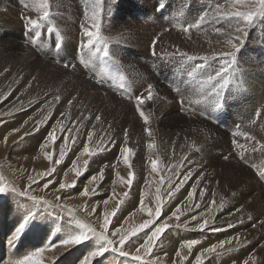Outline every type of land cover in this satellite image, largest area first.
<instances>
[{
    "label": "bare ground",
    "instance_id": "bare-ground-1",
    "mask_svg": "<svg viewBox=\"0 0 264 264\" xmlns=\"http://www.w3.org/2000/svg\"><path fill=\"white\" fill-rule=\"evenodd\" d=\"M122 1L123 5H125L126 7V11L122 20L114 22L110 21V19L107 20L105 22L103 31H105L106 34H118L117 31L122 26H124V21L130 22V27L132 28V30L138 31L140 34H137V38L131 37L128 41V44L130 43L129 51L132 57H134V60H136V62H132L131 59H128L129 62L135 65L137 64V62H140L143 58L148 59L150 62H152V68L154 70H164L163 76L161 77V81H164L169 85H172V83L177 82L179 74L177 76L176 73L180 72V69L179 67H177L175 69V75L173 74V71L171 70L172 66L166 58L168 53L174 52L176 49H179L180 51H185L189 54L211 55L213 52L229 50L226 44V40L228 38L227 34L231 33L232 27L235 25V21H233L231 25L228 21H216L211 24L205 25L204 28L199 31L193 29L190 34L184 33L182 30H172L171 27L167 28V31L165 30L160 33V30L162 31V29H164V27H166L167 24L171 23L172 21L176 23L175 21L183 19L187 20L188 23L193 22L194 19L201 12V10L209 3H212L213 0ZM4 2L8 1L4 0ZM12 2L13 4L10 1L11 5L8 3L5 4L4 7H2L8 10V12L9 10L11 12V9H14V11H12L14 12L12 15L10 14V12L9 15H7V12H0V37L2 36L1 32H5L6 41L11 40L12 42L11 45H9L6 49L0 48V112L3 113L7 109L10 110L12 108H16L15 111H11L10 114L16 113L17 116H14V118L12 119L13 122L8 123L9 125L0 128V141H3V137L8 135V133L15 128H20L21 131L19 133H13L12 135L8 136V141L6 145L0 142V168L6 173L5 176L9 181V183L7 184H13L14 186H16L14 184V180H12V176L9 174V170L7 168L8 163H13L17 169L24 168V172L28 173L27 175H32L34 170L42 172L46 171L49 168L50 163L46 159L44 151L52 152L54 155V159L57 158L59 151L58 146L63 143V138H60L56 141L55 147L50 145L48 149H45L43 151L41 150V145L45 142L48 131H50L52 127H56L55 121L57 118H60L61 113L67 114L64 118V124L66 127L83 126L88 130H91L93 126L96 128L97 125L98 127H100L102 123H104L109 118H112L110 129H112L113 126H116L119 127L118 130H122L117 131L116 133V136L119 138L120 141L123 139V128L127 127L128 132L132 133V135H134L135 137L134 142L143 143H140V146L144 152L146 149L143 148V145L144 142H146L147 140L148 143L150 142V140L154 139L156 145L155 149L149 150V157L143 156L144 154H140L139 151H137V149L135 148L136 154L130 159L132 165H135L137 166L136 168L140 169H137V171L136 169H134L135 183L131 187L130 194L125 200L122 206V210L118 213L119 219H117V222L121 224L122 222H124L125 218L130 217V213L132 212H135V215L131 216L129 221L124 224L125 227L128 224H133L136 220L143 219L142 216L144 217V214L138 210L137 205L139 204V200L142 196L145 200V203L146 200H148V197L147 194H142L139 197V190L142 188V184H145L142 190L146 189L145 191H147V193L150 195L152 190H155L159 183V181L156 182V176L151 171V159H157V168L161 169L162 167L164 171L166 169V166L182 164L183 167L178 168L177 171L182 172L186 171L187 169H192L193 176L191 179L188 180L187 183L184 184L180 192L177 193V196L173 200V202L165 206L164 212L166 214L170 215L171 211L174 210L175 206L177 205L187 204L189 205V207H191L192 202H188L186 200V197L188 192L192 191V186L195 185L197 182V173H199L200 176L204 177V179L199 181V185L196 190V195L194 196V202L199 204L200 207L191 208V210L185 213V215L182 216L181 219H185L186 222L188 219H190L187 224L192 227L196 224L197 220L202 218V216H200L201 213L209 215L207 209L213 199H215L216 201L215 207L217 208L220 204L221 197L224 198L226 204L222 209H217L215 211L216 214L211 219L212 223H210L209 230L201 236L195 234V236H190L188 232L183 231L185 230L183 229L185 227L175 229L176 231L171 230L166 232L167 234L164 235L161 242L158 243L160 245H164L165 247L163 253V255L167 253V255H165V259L168 260L171 264H173L172 262L174 261V258L176 256L175 252L179 249V245L182 242L189 239L202 240L204 238L205 242L208 241V244L206 243V246L204 245L203 247H201L199 245L197 248H195V252L192 250L191 253L194 252V256L192 257L187 254L190 262L195 263V257L199 254V251L201 249L207 248L210 245L217 243L218 241L226 240L230 237L235 236L236 234L240 235L241 243L237 247L234 242V244L230 247L240 248V252L238 253V256L230 257V260H228V262L225 264H242L244 259H246L249 255L253 254L252 251L256 247H254V244L257 243L259 246L262 241L264 242V223H262L264 222V197L258 196L256 199L250 197L252 201H250V199H247V197L249 196L248 194L253 195L256 190H254L253 186L248 185L249 178L246 177L245 171H257L258 168H254L252 165H254V163L259 158L260 154L263 152H252L249 147V150L244 152V159H241V149L233 148L231 143L232 139L227 138L225 136L222 137L220 132L215 130L212 126H206L207 124L205 125L204 122L199 120L195 122V120H193V118L191 117L190 119H186L183 121H176V123L183 122L181 124H185L186 129L171 130L167 129V126H162L163 124L166 125L165 123L168 124V121L172 118L166 116L165 114H173L172 116H174L175 120L180 117H178L179 113L176 111V109L174 110V103L181 97L177 94L171 93L170 91L161 92L160 89L157 90V88L154 89L153 99L151 100L152 106L147 109H149L151 115L152 112L156 110H164V112L159 113L160 115L165 116L164 118L162 116L164 123L161 125L157 123L156 129L152 131V138L148 137V135L144 131V128L143 130L133 129L134 123L131 121V117L137 111L135 110L134 101H130L126 97L125 90L127 92H131L134 95L140 93H144L146 95L145 89L148 85H144V87H142L143 89L141 88L142 91H140V89L137 88L136 85L137 80H141L139 76L133 77L129 74L125 75L123 74L124 70H122L119 65H105L103 61L96 59L94 61L95 71L98 72L103 70L108 74L107 83L110 84L116 96L112 93L104 91L102 89L103 84L96 83V76L93 74V70L84 67L78 62V47L74 50V45L68 42V38H73L76 40V42L79 43L82 39L80 37L82 36V33L80 30L81 24L79 23V20H81L82 23L85 22L83 16L85 0H53L55 23L63 33L64 48L62 51L57 53L54 48H49L41 51L34 46L33 54L34 56L39 58V60L31 56L30 52H27L21 48V42H29V33L28 31H26L24 17L32 16L33 18H35L36 13L31 9H25L21 5L20 0H13ZM220 2L223 3L224 0H220ZM31 3L32 2H29L30 5ZM158 3L166 5L162 12H158L156 10ZM133 7L136 11L132 10ZM58 16H61V19L68 23V25H73V27L63 28L62 25L59 24ZM22 19H24V30L22 31L23 35L21 37V40H19L20 32L23 28L20 23ZM160 22L161 24L156 27V25ZM177 23L180 24L178 26L187 24L184 22ZM257 26L254 28L257 29ZM217 27L222 28L225 35L217 34L214 30ZM14 35L19 41H21V46L18 45L19 43L17 44L18 41L16 42L15 39V41L13 39H10L11 36L13 37ZM189 35H193V37L190 36L189 38H186ZM257 35L258 34H256L254 31L250 35H248L249 37H247L246 43L244 45V51L238 54L239 65L240 68L243 70V76L247 83L249 82V80H264V74L260 72V67V70H258L255 67L253 68V66L248 69H244L241 66V63H243L244 58L246 59V63L252 65L254 57L248 55L246 51H250L255 43L256 45H258ZM196 36H198L199 38H195ZM157 37H159L155 45L157 55L155 56V59H153L151 57L152 42ZM47 38L49 40L52 39L51 36ZM122 38H129V32L125 33ZM189 39H191L189 44L184 45L183 43L187 42ZM113 48L114 44L112 43L111 49ZM125 50L126 49H119L117 50V52L123 55ZM253 52L254 51H252V53ZM42 57H45L46 59L51 57L52 59L44 61L41 60ZM213 62L214 68H216L218 66L217 62ZM65 63L76 64L77 73L75 71H71L73 70L71 68H65ZM121 76L124 77L123 81H121ZM199 79L200 77H197V80L192 81L190 83H186L191 84V88L188 93H184V103L188 105V111L190 112L194 111L195 106H198L199 108H201V110H207L210 115H207L206 118L208 120H213L212 111H209L210 109H207L206 105L201 102V87L199 90L197 89V85H199ZM183 80H187L186 74H184ZM91 81H93L92 84ZM121 82L125 84V90H122L119 87ZM255 83L256 82H252L250 88L247 89V98L244 97V91H242L239 95L233 98L235 99L237 105V107L235 106L236 110L247 109V106H249L251 109L256 107L258 99H256L255 97H257V95L261 93H259V90L256 89ZM148 84L154 85L153 81L151 80H148ZM57 96L60 97L59 102L55 100V97ZM173 97H176V99H173ZM69 101H71L70 106L68 103ZM147 102H149V100ZM178 105L179 109L185 110L183 106H181L180 102L178 103ZM9 106H11V108H9ZM96 113H99L98 115L101 117L99 121L95 120V116L97 115L94 114ZM45 116H48L49 119L41 125L40 130L38 132H35L34 134L31 133L30 130L32 129L34 122L42 120ZM3 117L5 118V116ZM159 118L157 119L159 120ZM25 120H28L27 124H23ZM129 124L131 128L129 127ZM106 127L107 125H105L104 128ZM25 132H29L30 134L22 143H19L17 145V143L15 142L19 141V138L23 136ZM65 135H67V133ZM71 135L76 136L74 132H72ZM259 140L260 142L264 143V134L261 136V139L259 138ZM85 142L86 136L83 137L82 135L79 136L78 141L75 145L69 142L68 146L71 147V152H69L62 164L56 166L58 170L57 172L61 173L62 177L65 176V172H68V175L66 177H64L62 180L59 179L61 180L60 182L66 183V180L71 179L72 174H74L73 172L69 171L72 165V161L79 154ZM117 142L119 144L118 139ZM227 142L228 145L231 147L227 145ZM240 143L245 144L246 142L241 139ZM116 149L117 148H110L109 151L103 152L101 153V155L99 154L98 156L93 158V162L90 164L88 170L84 172L83 175H81L80 178L77 180L78 187L80 190H82L84 185L88 184L89 177L97 173L101 166L105 164L111 165L113 163H116V167L122 168V164L124 165L123 160L119 158V161L117 162V158H114L117 152ZM231 150L235 152L233 156L237 158L236 163H239L242 166V169L240 170L234 167L231 168L230 166H228V162H225V164H223L225 160H223L222 162V168L217 169L216 166L218 165L217 162L220 160V155L224 157ZM155 152L156 154L157 152L160 153L154 155L153 153ZM185 157H187L188 159L185 160ZM82 158L84 157H81L79 161V164L81 166L83 163ZM148 158H150V160L145 165V162ZM10 159H13V161H10ZM250 162L252 163L250 164ZM108 169L113 170L112 168H105V171H107ZM244 169L246 170L244 171ZM110 173L108 171V173L105 174V179L99 191L92 195L91 199L80 197V199L74 198L73 201L77 203L82 202L89 206L100 205L97 210L99 212L102 211V213L103 211H106L110 207L111 199H109V203L107 206H104L101 202L105 199V192L111 188H107V183H117L116 180H114V176L111 180L109 179ZM170 174L171 173L163 176L166 177ZM127 176L125 177V180L127 179ZM180 178L182 179V177ZM112 185L113 184H111L110 186ZM124 185L125 184L121 182L120 179H118V183L116 185L114 184V188L117 187L119 191H121L123 188L126 187V185L125 187ZM88 186L90 188L94 187V185L91 184H88ZM239 187L242 190H240ZM47 191L49 192L45 193L46 196L49 197V199L55 197V195L53 194V190L47 189ZM201 191L204 192L202 198L199 195ZM2 198L4 199L3 202L6 203V206L2 209L0 208V243L3 246L0 249V264H5L4 258H8V260L10 259L11 262L17 259H22L23 256L26 255V253L22 252V250L17 246H15L14 248L10 246L5 247V244L11 238V233L14 230V226L16 225L17 219L19 218L21 211H27L30 207H32V204L31 201L26 200L25 198L13 196L11 194H7V196H4ZM62 200L65 201L64 203L69 201L67 200V194L62 197ZM20 202L23 203V208H19L20 210L16 208L19 210V212H15L14 209L12 210V207L14 208V204H21ZM241 208H243V210ZM237 209H240L241 211L239 212V214L234 212ZM253 211H255L257 218H262V220L261 223L254 230L252 228L253 232L250 234L247 232L250 229H246V227L249 226L250 223L246 217V219L242 222V224H244L245 226L239 228L237 226V223L241 222V219H239V217L242 216L243 213L246 214L248 212ZM192 215H196L198 219L196 221L191 220ZM83 217L86 221L92 222V220L88 218V216L85 215ZM172 221L173 218L169 220L168 223H172ZM226 222H230L233 226L228 227V223ZM213 227L221 228L222 230L218 233H214V231L211 230V228ZM51 229L54 228H50L48 230L51 233V235L48 237L49 240L53 237L55 238L54 234H52ZM243 229L244 231H246V233L249 234V236H247V240L244 239L245 233H240V231H242ZM34 230L32 232H35ZM37 232L38 231L36 230V238V235L32 236L33 234L30 231L19 242L25 245L27 249L35 245L36 243L43 242L46 236L44 235V233L38 234ZM58 234L59 233H57V235ZM4 236H6L7 238ZM25 242H29V244H26ZM30 251L32 250L28 249V253ZM87 251L88 249L84 245H81L77 248H73L70 252L63 247L53 249L51 251H46L43 254L44 264H80L82 256L85 255ZM55 253L56 256L54 255ZM186 253L187 250H184V254ZM161 254L162 253H160V255ZM257 254L258 250L256 251V254L254 253V255L256 256V262L258 259L260 260L258 261V264H264V256L259 253V259L257 258ZM106 255L107 259L100 258V264H121V261L123 260V258H120L117 255H113L111 253ZM176 260L177 264H185L182 263L184 261H179L178 258H176ZM215 260L219 259L212 258V261L210 260V262L207 264H216L218 261ZM219 262H221V260H219Z\"/></svg>",
    "mask_w": 264,
    "mask_h": 264
},
{
    "label": "snow or ice",
    "instance_id": "snow-or-ice-1",
    "mask_svg": "<svg viewBox=\"0 0 264 264\" xmlns=\"http://www.w3.org/2000/svg\"><path fill=\"white\" fill-rule=\"evenodd\" d=\"M118 2V0H117ZM21 5L25 9H31L36 13L35 18L32 16H26L25 27L29 33V42L43 51L45 49L54 48L57 53L64 48V37L60 28L55 23V14L53 8V0H33L31 5L28 0H20ZM166 7L165 4L158 3L156 10L162 12ZM245 8L246 10H240ZM111 8H105V0H85L84 2V21L80 25L82 33V39L79 44V52L77 53L78 62L84 67L93 70V74L96 76L97 84H104L107 82L108 74L101 70L95 71V60L99 59L107 64L119 65L120 61L111 50V44L113 42H119V37H110L105 35L103 28L105 22L113 15ZM216 21H228L231 25L235 21V25L232 27L231 33H228L226 44L230 50L213 52L211 55H196L189 54L185 51L176 49L174 52L168 53L167 60L171 64L173 74L175 75V69L177 67L182 68V75L186 74L187 80H181V83H190L197 80L200 77L198 83L201 87L202 92V103L206 105L207 109H211L212 112L225 113L229 106V99L239 95L242 91L246 90V84L243 79V70L240 68L238 61V54L244 47L250 29L256 27L258 24H264V0H224L223 3L220 0H213L212 3L206 5L193 22L181 25V30L184 33H191L193 29L199 31L204 28L205 25L211 24ZM219 35H225L222 28L217 27L214 29ZM167 31V29H166ZM51 36L49 40L47 37ZM159 37L153 40L151 52L153 56H156L155 45ZM217 62V67H212V62ZM76 64L65 63L64 67L75 68ZM124 77L121 76V81ZM119 87L125 90V84L120 83ZM173 91L181 97L180 104L183 106L184 98L182 88L178 83L172 85ZM144 93L132 94L131 92L126 93V97L130 101H134L135 110L139 113L143 119L145 128L144 131L149 138L153 137V133L148 126L149 117L145 115L142 110V106L146 100H152L154 95V86L148 84ZM55 100L59 102L60 97H55ZM51 103V102H49ZM69 106L71 101L68 102ZM202 114L210 115L207 110H202ZM66 113H61L60 118H57L55 123L56 127H52L47 133L45 142L41 145V150L48 149L50 145L56 146V141L63 138V143L58 146V156L54 159L52 152L44 151L46 159L50 163V167L44 171L39 172L36 176L29 174L27 180L29 183L27 186L20 190L16 186H10L4 180V177L0 175V195L11 194L13 196H19L31 201L32 207L27 211H21L19 218L17 219L14 230L11 233V238L8 243L10 247H15L23 237H25L30 231L34 229L39 233H44L46 238L41 243V246L36 247L28 254L24 255L22 259L11 261L10 264H44L43 254L46 251H51L60 247L65 248L67 251H71L73 248H77L81 245L87 247L88 251L82 256L80 264H100V258L107 259L106 254L117 255L123 258L121 264H157L159 257H156L153 261H148L145 257L152 256L153 250L158 242H160L162 235L170 228L168 221L175 218L180 221L181 216L191 210V208H199L200 205L194 202V196L199 185V181L204 179L197 173V182L192 186V191L188 192L186 200L191 203L189 205H177L171 214L168 215L164 212V208L167 204H170L173 199L176 198L177 193L180 192L181 188L189 179L193 176L192 169L178 172V168H182V164H175L166 166V169L171 173L168 176L161 177L159 181L161 188H157L155 204L149 206L145 203L143 196L139 200L138 208L141 212H147L148 218L137 227L125 228L124 224L127 223L131 216L135 215V212L130 213V217L125 218L119 226L113 224V217H117V213L121 210L125 199L129 196V192H125L123 197L125 199L117 198V203L111 212L105 211L102 217L97 213V208L100 205L89 206L85 205L86 215L95 216L97 223L90 221H83L75 215V211L69 208L62 201L60 195L56 196V202L53 204L51 201L45 199L43 196L30 195L33 189V185L41 187V180H44L41 190L49 189L50 186H54L56 182L51 179L54 173H56V166L62 164L67 154L71 149L68 147L69 142L75 145L79 138V131L75 126L66 127L64 124V118ZM261 117V112H256V118ZM70 118V117H69ZM31 119V118H29ZM49 117L45 116L42 120L35 121L31 133L38 132L42 124L48 120ZM100 116H95V120L99 121ZM219 117L217 116V120ZM257 122L253 119L249 122V126L254 125ZM28 120H25L23 124H27ZM111 127V125L109 126ZM20 128H15L8 135L3 137V142L6 144L8 136L13 133H19ZM60 133V136L57 133ZM76 132V136H72L71 133ZM67 133V135H65ZM29 132H25L20 140L15 142L17 145L22 143ZM95 137V138H94ZM232 146L233 148L241 149L240 158L244 159V152L250 150L252 152L260 151L264 152V143L256 139L248 132L240 130V125L237 124L235 130L232 131ZM236 137H242L246 142L241 144ZM129 134L127 129L123 132V139L117 142V139L105 133L103 136H97L95 133V127L86 132V142L76 158L72 161V165L69 171L74 173L76 179H73L71 183L59 182L58 187L55 188L57 192H63L67 194L68 189L74 188L77 179L86 172L93 162V158L99 154L109 151L110 148H118V161L122 158L123 163L129 168L127 179L120 177L119 172H116L117 177L120 178L129 189L135 180V172L132 170L131 157H134L135 151L133 148L128 146ZM250 142V144H249ZM148 149H155L156 145L153 140L147 143ZM81 157L83 159L82 166L79 164ZM225 160L229 159V156L223 157ZM185 160L188 158L185 157ZM117 161V162H118ZM158 161L157 159H151V171L156 172ZM116 163L111 165L105 164L100 167L99 171L89 177L88 184L95 185L90 188L88 184L84 185L82 190L79 191V196L91 199V196L99 191L104 179H105V168L116 169ZM256 168L255 165H252ZM65 177L68 172L64 173ZM257 175L260 179H264V170L257 169ZM182 177V179L180 178ZM48 178V179H45ZM167 187V192H163V187ZM202 198L204 192L199 193ZM109 197L104 199L101 203L107 206L109 203ZM226 201L221 197L218 209H222ZM216 205L215 199L211 201L207 211L211 212L213 206ZM183 207V211H182ZM240 211V209H237ZM201 213L200 216H203ZM198 217L196 215L191 216V220L196 221ZM51 221V223L49 222ZM61 226L62 234H58L55 239L49 240L48 237L51 233L48 231L50 228H54L55 224ZM209 219H203L202 222H198L196 227L200 231L208 230L210 227ZM228 227L233 225L230 222ZM264 223V222H262ZM177 224L175 227H179ZM187 228V222L183 225ZM255 226V225H254ZM212 231H221V228L213 227ZM138 240L144 242L135 247V251L131 252L126 250L131 248L137 243ZM235 242L238 247L241 243V237L236 234L226 240L218 241L215 244L210 245L207 248L202 249L195 257V264H206L207 260H210L213 255L222 256L235 250L231 246ZM201 241L197 239H189L182 242L179 245V249L175 252L176 257L179 261H185L188 259V255L184 254V250H187L188 254H191L193 248L200 244ZM167 255V253H165ZM173 264H177L173 261ZM242 264H256V256L254 254L249 255L243 260Z\"/></svg>",
    "mask_w": 264,
    "mask_h": 264
},
{
    "label": "rangeland",
    "instance_id": "rangeland-1",
    "mask_svg": "<svg viewBox=\"0 0 264 264\" xmlns=\"http://www.w3.org/2000/svg\"><path fill=\"white\" fill-rule=\"evenodd\" d=\"M8 2H4V0H0V9L2 10H0V12H7V15H9V12H10V10H9V12H8V10H6L5 8H2V7H4V5L5 4H10L11 5V3L13 4V0H10L11 1V3H10V1L9 0H7ZM147 1V0H146ZM152 1V0H151ZM29 2H33V0H29ZM105 8L107 9V8H111L112 9V11H113V15L111 16V18H110V21H112V22H114V21H120V20H122V18H123V16H124V13H125V11H126V7H125V5H123V1L122 0H118V2H117V0H105ZM133 11H136L135 10V8L133 7V9H132ZM240 10H246L245 8H241ZM12 11H14V9H11V12H10V14L12 15L14 12H12ZM77 12V11H76ZM159 12V11H158ZM58 18H59V24H61L62 25V27L63 28H71V27H73V25H68V23H66L63 19H61L62 17L61 16H58ZM23 21H24V19H22L21 20V25H22V30H21V32H20V39L19 40H21V37H22V35H23V30H24V25H23ZM125 22V24H124V26H122L120 29H118V31H117V33L118 34H113V33H109V34H106L105 33V31H104V33H105V35H107V36H110V37H116L117 35V37H119V42L117 43V42H113V44H114V48L113 49H111L113 52H114V54H115V56L119 59V61H120V64H119V66L122 68V70H124V72H123V74H129V75H131V76H133V77H137V76H139V78L141 79V80H137V82H136V85H137V88H139L140 89V91H142L141 90V88L142 87H144V85H148V80H151V81H153V83H154V89L155 88H157V90L158 89H160V91L161 92H163V91H167V92H171V93H173V94H176V92H174L173 91V87H172V85L174 84V83H178L179 84V86L182 88V91H183V98L185 99V95H184V93H188L189 92V90H190V88H191V84H186V83H180L179 81H181V80H183L184 79V75H182V68L181 67H179V69H180V72H177L176 73V75L178 76V74H179V76H178V80H177V82H174V83H172V85H169V84H167V83H165L164 81H161V77L163 76V73H164V70L163 69H158V70H154L153 68H152V62H150L148 59H146V58H143L140 62H137V64H131V62H129V60L128 59H131L132 60V62H136V60H134V57H132V55H131V53H130V51H129V48H130V43L128 44V41L130 40V38L131 37H135V38H137L136 36H137V34H140L138 31H133L132 30V28L130 27V25H131V23L130 22H126V21H124ZM176 23H174V21H172L171 23H168L167 24V26L166 27H164V29H162V31L160 30V33H162L163 31H165L167 28H169V27H171L172 28V30L173 29H177V30H181V28H180V26H178V25H180L179 23H177V22H184V23H188V21L187 20H183V19H181V20H177V21H175ZM79 23L81 24L82 23V21L81 20H79ZM161 24V22L160 23H158L157 25H156V27L157 26H159ZM177 24V25H176ZM172 25V26H171ZM79 27V26H78ZM124 27V28H123ZM255 32L256 34H258L257 35V38H258V45H256V43L253 45V48H251V50L250 51H246L247 52V54L248 55H250L251 57L253 56L254 57V60H253V63H252V65H250V64H248V63H246V59L244 58V61H243V63H241V66H242V68H244V69H248V68H251L252 66H253V68L255 67L256 69H258V70H260L259 69V67L261 68V70H260V72H262L263 74H264V24H259L258 26H257V29L256 28H254V29H250V31H249V35L252 33V32ZM127 33V32H129V38H122V36L123 35H125V33ZM1 34H2V36L0 37V48H2V49H6L9 45H11V40L10 41H6V34H5V32H1ZM190 36H192L193 37V35H189L188 37H186V38H189ZM16 36L14 35L13 37L11 36V38L10 39H15L16 40V42H17V44L18 45H20L21 46V44H22V49L23 50H25V51H27V52H30L31 54V56H33L35 59H37V60H39V58H37L36 56H34V54H33V49H34V46L30 43V42H21V41H19L18 39H17V37L15 38ZM81 38H83L82 36H80ZM249 37V36H248ZM195 38H199L198 36H196ZM69 40H68V42L69 43H72L73 45H74V50L78 47L79 48V42H76V40L75 39H73V38H68ZM12 40V41H13ZM14 40V41H15ZM191 41V39H189L187 42H185V43H183L184 45L186 44V45H188L189 44V42ZM20 42H21V44H20ZM2 44V45H1ZM78 48H77V52H79V50H78ZM119 49H126L125 50V52L123 53V55H121V54H119L118 52H117V50H119ZM244 49H245V46L241 49V52H243L244 51ZM230 50V49H229ZM252 51H254L253 53H252ZM151 57L153 58V59H155V56H153L152 54H151ZM52 58L51 57H49V58H45V57H42L41 58V60H51ZM251 59V58H250ZM212 67L214 68V62H212ZM73 69V70H71V71H75L76 73H77V71H76V68L77 67H75V68H72V67H68V69ZM243 79H244V82H245V84H246V90H244V97H248V94H247V89L248 88H250V85L252 84V82L254 83V82H256L255 83V87H256V89L257 90H259V93H261V94H259V95H257V97H255L256 99H258V102H257V105H256V107L255 108H250L249 106H247V109H239V110H236L235 109V106L237 107V105H236V102H235V99H233V98H230L229 99V106H228V110H226V112L225 113H216V112H212V115H213V120H208L207 118H206V115H204V114H202V110H201V108H199L198 106H195L194 107V111L193 112H190V111H188V105L187 104H183V108L186 110H181V109H179V105H178V103L180 102V99H178V100H176L175 101V103H174V106H175V108H174V110L176 109V111L179 113L178 114V119L177 120H175V118H174V116H172V115H170V114H165L166 116H169V117H172L171 118V120H169L168 122L170 123H165L166 125H164L163 123H164V120H163V118L165 117L164 115H160L159 113L160 112H164V110H161V109H159V110H156V111H154V112H152V115H151V112L149 111V109H147V108H149V107H151L152 106V101L151 100H149V102H147L148 100H146V102H145V104L143 105V108H142V110L143 111H145V115H147L148 117H149V124H148V126L147 127H149L150 128V130L151 131H153V130H155L156 129V126H157V123L159 124V125H161V124H163L162 126H167V129H171V130H176V129H186V126H185V124H181V123H183V122H180V123H176V121H183V120H186V119H190V117L191 118H193V120H195V122L197 121V120H199V121H202V122H204L205 123V125L206 126H208V125H210V126H212L215 130H217V131H219L220 132V134H221V136L222 137H227V138H230V139H233V137H232V131L233 130H235V127H236V125L237 124H239L240 125V130L241 131H244V132H247L248 131V133H250L252 136H255L256 137V139L257 140H259V138L261 139V136L264 134L263 132H264V80H262L261 81V79H260V81H257V80H249V82L247 83L246 81H245V78H244V76H243ZM160 81V82H159ZM251 81V82H250ZM92 82L93 81H91V84H92ZM260 83V84H259ZM263 85V86H262ZM98 86V85H97ZM259 88V89H258ZM102 89L104 90V91H106V92H108V93H112L113 95H115L114 94V91H113V89L111 88V86H110V84L109 83H104L103 84V87H102ZM143 89V88H142ZM197 89L199 90L200 89V85H197ZM0 91H1V89H0ZM262 91H263V93H262ZM121 92V91H120ZM247 94V95H246ZM116 96V95H115ZM262 98H263V100H262ZM173 99H176V97H173ZM260 100V101H259ZM262 101V102H261ZM9 108H11V106H9ZM169 108H171V107H169ZM16 109V108H15ZM15 109L14 108H12V109H7V110H5L3 113L2 112H0V128L1 127H4V126H6V125H9L8 123H11V122H13L12 121V119L14 118V116H17L16 115V113L15 114H10L11 113V111H15ZM145 109H147V110H145ZM260 111L261 112V117L259 118V119H257L256 118V112L257 111ZM148 113H147V112ZM209 111H211V109L209 110ZM136 113V114H135ZM133 115H132V117L134 118H132L131 117V121L134 123V125H133V129H142L143 130V128H145V125H144V122H143V119L140 117V115H139V113L138 112H135ZM8 114V115H7ZM10 114V115H9ZM99 113H96V114H94V115H97V116H99L98 115ZM181 114V115H180ZM3 116H5V118L3 117ZM158 116V117H157ZM162 116H163V118H162ZM189 116V117H188ZM217 116L219 117V119L217 120ZM159 117H161V118H159ZM157 118H159V120L157 119ZM253 119H256L257 120V122L254 124V125H251V126H249V122L251 121V120H253ZM111 121H112V118H109L108 120H106L104 123H102L101 125H100V127H98V125L96 126V128H95V133H96V135L97 136H103V134H105V133H108L109 135H112V136H114L115 138H117L118 139V141H120L119 140V138L116 136V133H117V131H122V130H118L119 129V127H116V126H113L112 127V129H110V124H111ZM136 122V123H135ZM248 123V124H247ZM227 124V125H226ZM105 125H107V127L106 128H104L105 127ZM129 127L131 128V126H130V124H129ZM161 127V126H160ZM248 127V128H247ZM76 128L77 129H79L78 131H79V136L80 135H82L83 137H85L86 136V132L88 131V129H86L85 127H83V126H79V127H77L76 126ZM151 128H153V129H151ZM188 128H190V127H188ZM83 129V130H82ZM105 129V130H104ZM125 129H127V127H125V128H123V131L125 130ZM253 130V131H252ZM82 131V132H81ZM128 131V130H127ZM222 132V133H221ZM16 134V133H15ZM74 134L75 135H77V133L76 132H74ZM128 134H129V140H128V146L129 147H131V148H133L134 149V151H135V154H136V149H137V151H139V153L140 154H144L143 156H150V152H149V150L150 149H148V148H146V145H147V141L146 142H144V145H143V148L144 149H146L145 150V152L141 149V144H143V143H137V142H134L135 141V137H134V135H132V133H129L128 132ZM258 135V136H257ZM58 136H60V133H58ZM95 138V137H94ZM20 139V138H19ZM235 139H237V140H241V139H243L242 137H236ZM260 141V140H259ZM0 142H2V143H4L3 141H0ZM5 144V143H4ZM7 144V143H6ZM5 144V145H6ZM134 145V146H133ZM227 145H228V142H227ZM229 146V145H228ZM69 147V146H68ZM139 147H140V149H139ZM229 147H231V146H229ZM70 149H71V147H69ZM136 148V149H135ZM117 150V152H116V154H115V156H114V158H117V161H118V148L116 149ZM140 150H141V152H140ZM69 152H71V151H69ZM69 152H68V154H69ZM147 152V153H146ZM160 152H157V154H159ZM234 151L233 150H231L230 152H228V154H226L227 156H229V159H227V160H225L221 155H220V160L217 162L218 163V165L216 166V168L217 169H221L222 168V162H223V160H225L224 162H223V164H225V162L228 164V166H230L231 168L232 167H234V168H238V169H242L241 167V165L239 164V163H236L237 162V158L236 157H234L233 155H234ZM67 154V155H68ZM154 155H157L156 154V152L155 153H153ZM101 155V154H100ZM154 155H152V156H154ZM67 157V156H66ZM231 157V158H230ZM86 157H84V158H82V159H85ZM95 158V157H94ZM223 158V159H222ZM8 159H9V156H8ZM120 159H122V158H120ZM260 159V160H259ZM149 160H150V158H148L147 159V161L145 162V165L149 162ZM222 160V161H221ZM10 161H13V159L11 160L10 159ZM64 162V161H63ZM62 162V163H63ZM220 162V163H219ZM257 162V163H256ZM255 163H254V165L256 166V168H258V169H260V170H264V152L263 153H261L260 154V156H259V158L257 159V161H256ZM252 162H250V164H251ZM83 164V163H82ZM51 166V165H50ZM49 166V167H50ZM70 167V166H69ZM137 166H135V165H132V170L134 171V169H136V171H137V169H140V168H136ZM139 167V166H138ZM7 168H8V170H9V174L12 176V180H14V184L17 186V188L19 187V189L20 190H23L26 186H27V184L29 183V181L27 180V174L28 173H26V172H24V168H20V169H17L16 167H15V165L13 164V163H8L7 164ZM1 169V168H0ZM160 168H158V170L156 171V172H153L154 174H155V176H156V178H155V180H156V182H158V181H160L161 180V177H162V175H167V174H169L170 172L167 170V169H165V171L162 169V167H161V171L159 170ZM120 170V171H119ZM163 170V171H162ZM246 169H244V171H245ZM58 171V170H57ZM56 171V173H54L53 174V176L51 177V179H53V181L54 182H56L55 183V185L54 186H50L49 187V189L50 190H53V194L55 195V197L54 198H50L49 199V197L48 196H46V193L45 192H49V191H47V189L46 190H41V187H42V185H43V183L45 182L44 180H41V187H37L36 185H33V189H34V191H32V193H30V195H36V196H43L45 199H47V200H49V201H51L53 204L56 202V196H58V195H60L61 197H63L64 195H66L65 193H63V192H57L56 190H55V188L56 187H58V182H60L65 176H63L62 177V174L61 173H58ZM99 171V170H98ZM108 171H109V173H110V175H109V179L111 180L112 179V177L114 176V180H116V182L118 183V179H120L119 177H117L116 176V172L118 171L119 172V175H120V177H123L124 179H125V177L127 176V174H128V171H129V168L124 164H122V168L121 167H116V169L114 170H111V169H108L107 171H105L106 173L105 174H107L108 173ZM41 172V171H40ZM42 172H44V171H42ZM37 173H39L38 171H36V170H34V172H33V176H36V174ZM5 172H4V170H0V175H2L3 177H4V180H5V182L6 183H9V181H8V179H7V177L5 176ZM245 174H246V177L247 178H249V184L248 185H251V186H253V188H254V190H256V192H254V196L253 195H250V194H248L249 196L247 197V199H250V197H252V198H254V199H256L258 196H260V197H264V179H260L259 177H258V175H257V171H249V170H247V171H245ZM250 174V175H249ZM116 176V177H115ZM10 177V176H9ZM62 177V178H61ZM11 178V177H10ZM80 178V177H79ZM78 178V179H79ZM45 179H48V178H45ZM59 179H61V180H59ZM73 179H76L75 178V176H74V174H72V177H71V179H69V180H66V183H71L72 182V180ZM77 179V180H78ZM117 183H107V188H110L108 191H106L105 193V195H104V198L105 199H107V198H109V197H112L111 198V204H110V207L106 210V211H108V212H111L112 211V209L115 207V204L117 203V198H120V199H125L123 196H122V194H124L125 192H129L130 193V191H131V189H129V188H127V186L125 187V185H124V187L125 188H123L121 191H119V189L117 188V187H115L114 188V184L116 185ZM135 183V181L133 182V184ZM253 183V184H252ZM111 184H113L112 186H110ZM133 184H132V186H133ZM10 186H12L13 184H9ZM23 185H24V187H23ZM95 186V185H94ZM131 186V187H132ZM145 186V184L143 185L142 184V188ZM23 187V188H22ZM76 187H77V189H76ZM142 188L139 190V193H138V195H139V197L142 195V194H147V199L148 200H146V203L149 205V206H154V204H155V197H156V190H157V188H161V185H160V183H158V185H157V188H155V190L153 189L152 190V192H151V194L149 195L148 193H147V191H145V190H142ZM256 188V189H255ZM118 189V190H117ZM239 189H240V187H239ZM36 190V191H35ZM240 190H242V189H240ZM79 191H80V189H79V187H78V183L76 182V185H75V187L74 188H71V189H68V191H67V200H69V201H67L65 204L68 206V207H70L71 209H73L74 211H75V215L77 216V218H79V219H81V220H83V221H86L85 219H84V217L83 216H85L86 215V210H85V203H77V202H75V201H73L74 200V198H76V199H80V197L81 196H79ZM34 192V193H33ZM120 192V193H119ZM142 192V193H141ZM163 192L164 193H166L167 192V187L166 186H164L163 187ZM69 194V195H68ZM113 195V196H112ZM4 196H7V195H0V208L2 209L3 207H5L6 206V203L5 202H3V198L2 197H4ZM71 198V199H70ZM54 201H53V200ZM116 199V200H115ZM127 199V198H126ZM125 199V200H126ZM174 200V199H173ZM173 200L171 201V203L173 202ZM63 201V200H62ZM80 201H82V200H80ZM250 201H252L251 199H250ZM65 201H63V203H64ZM21 204H14V208L12 207V210L14 209V211L15 212H19V210L20 209H22L23 208V203L22 202H20ZM4 205V206H3ZM16 206H18V207H16ZM234 207V206H233ZM243 207H244V204H243ZM16 208H20L19 210L18 209H16ZM137 208H138V205H137ZM81 209V210H80ZM218 208L217 207H213L212 208V211L211 212H209L208 214L209 215H206V214H204V215H206V216H202V218H200L199 220H197L196 221V224L195 225H193L192 227H190L188 224H187V228H183V229H185V230H183L184 232H188V234L191 236H195V235H198V236H201L202 234H205V232L206 231H208V230H205V231H200L197 227H196V225L198 224V222H202V220L203 219H209L210 221H211V219L215 216V214H216V210H217ZM242 210H243V208H241ZM121 210H122V208H121ZM120 210V211H121ZM138 210H139V208H138ZM85 211V212H84ZM97 212H98V214L102 217V215H103V213L105 212V211H103V213H102V211H98L97 210ZM234 212H236L237 214H239V212H241V211H237V210H235ZM245 212H247V211H245ZM119 213V212H118ZM118 213H117V217H118ZM143 214H144V217L142 216V218L143 219H139V220H136L133 224H128V225H126V229L127 228H133V227H137V226H139V224H141V223H143L144 222V220H146L147 218H148V215H147V212L145 211V212H142ZM86 216H88V215H86ZM182 217V216H181ZM248 219V221L250 222L249 223V226H247L246 227V229H250L249 231H247L248 233H252L253 231H252V228H253V230L261 223V220H262V218H260V219H258L257 218V215L255 214V211H253V212H248V213H243L242 214V216H240L239 217V219H241V222L240 223H237V226L239 227V228H242L243 226H245L244 224H242V222L246 219V218ZM88 218H90L91 220H92V222L93 223H97L98 224V221L96 220V217L95 216H88ZM189 220L190 219H188L187 220V222H189ZM50 223H51V221H49ZM113 224L114 225H116V226H119L120 225V223L119 222H117V218L116 217H113ZM117 222V223H116ZM137 222V223H136ZM185 222H186V220L185 219H180V221H177L175 218H173V221H172V223H169V225H172L173 227H170L166 232H168V231H171V230H175V229H179V228H182V227H184L183 225L185 224ZM252 222V223H251ZM177 224H179L180 226L179 227H175V225H177ZM213 225H215V224H213ZM255 225V226H254ZM189 226V227H188ZM60 229V230H59ZM35 232H36V230H34ZM51 231H52V234H54V236H55V238L57 237V233H61L62 234V230H61V227H60V225L57 223V224H55V227H54V229H51ZM176 231V230H175ZM251 231V232H250ZM35 232H32L31 231V233L33 234L32 236H35V238L37 237V234L35 233ZM164 233L163 235H162V237H161V240H162V238H163V236L164 235H166L167 233ZM219 232V231H218ZM218 232H214V233H218ZM243 232L245 233V235H244V239L245 240H247L248 239V237L247 236H249V234L248 233H246V231H244V229L242 230V231H240V233H242L243 234ZM35 233V234H34ZM38 234H40L39 232H37ZM195 234V235H194ZM4 237H6V236H4ZM202 237H204V236H202ZM7 238V237H6ZM54 237L53 238H51V239H55ZM31 239H33V238H31ZM30 239V240H31ZM50 239V240H51ZM261 239V238H260ZM259 239V240H260ZM161 240H160V242H161ZM251 240V239H250ZM258 240V241H259ZM187 241V240H186ZM201 241V243L200 244H198V245H196L194 248H193V251L195 252V248H197L199 245L201 246V247H203L204 245L206 246V243L208 242H205V240H204V238L202 239V240H200ZM144 241L143 240H138L137 241V243L135 244V245H133L131 248H127L126 247V250H128V251H131V252H134L135 251V247H137V246H139V244H141V243H143ZM160 242H158V243H160ZM185 242V241H184ZM26 244H29V242H25ZM42 243V242H41ZM41 243H36L35 245H33V246H31V247H29L28 249H30V250H33V249H35L36 247H39V246H41L40 244ZM157 243V245L155 246V248H154V250H153V255L152 256H148V257H145V259L146 260H148V261H153V260H155L156 259V257H159V260L157 261V264H171L168 260H166L165 259V255H163V253H164V250H165V247H164V245H160V244H158ZM202 243H205V244H202ZM208 244V243H207ZM254 244V243H253ZM245 245V244H244ZM264 242L262 241V243L261 244H259V246H258V244L257 243H255L254 244V247H255V251L253 250L252 251V253L254 254H256V251L258 250V254H257V258H259L260 259V254H262L263 256H264ZM9 246V244H8V241L6 242V244H5V247H8ZM18 248H20L21 250H22V252H24V253H26V254H28V249H27V247L25 246V245H23L21 242H18V244L16 245ZM1 247H3L2 245H1V243H0V249H1ZM35 247V248H34ZM226 247H230V246H226ZM233 248H235V250L234 251H232V252H229V253H227V254H225V255H222V256H216V255H213L212 257H211V261H212V258L213 259H219V260H221V262H219V260H215V261H218L216 264H225V263H227L228 262V260H230L229 258L230 257H236V256H238V253L240 252V248H237V247H233ZM252 248H253V246H252ZM163 249V250H162ZM239 249V250H238ZM241 249H242V247H241ZM202 250V249H201ZM200 250V251H201ZM199 251V252H200ZM194 252L193 253H191V254H189L190 255V257H192V256H194ZM160 253H162L161 255H160ZM260 253V254H259ZM188 253H186V255H187ZM55 256H56V253L54 254ZM54 256V257H55ZM176 256H175V258H174V261H177L176 260ZM6 260V261H5ZM210 260H207L206 261V264L207 263H209L210 262ZM258 261H260V260H258L257 259V262H256V264H258ZM4 262H5V264H9L10 263V259L8 260V258H4ZM173 263V262H172ZM182 263H185V264H195V263H192V262H190V260H189V257H188V259L186 260V261H184V262H182ZM228 264H230V263H228Z\"/></svg>",
    "mask_w": 264,
    "mask_h": 264
}]
</instances>
